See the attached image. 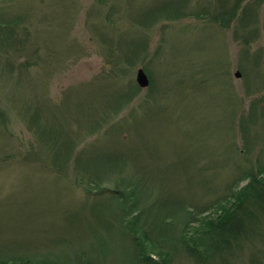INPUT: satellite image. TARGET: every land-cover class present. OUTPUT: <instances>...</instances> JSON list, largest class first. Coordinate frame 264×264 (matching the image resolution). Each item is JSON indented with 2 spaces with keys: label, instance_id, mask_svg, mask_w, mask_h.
<instances>
[{
  "label": "rangeland",
  "instance_id": "obj_1",
  "mask_svg": "<svg viewBox=\"0 0 264 264\" xmlns=\"http://www.w3.org/2000/svg\"><path fill=\"white\" fill-rule=\"evenodd\" d=\"M253 177L264 0H0V264H264V202L189 250Z\"/></svg>",
  "mask_w": 264,
  "mask_h": 264
},
{
  "label": "trees",
  "instance_id": "obj_2",
  "mask_svg": "<svg viewBox=\"0 0 264 264\" xmlns=\"http://www.w3.org/2000/svg\"><path fill=\"white\" fill-rule=\"evenodd\" d=\"M131 95L132 94H129L127 98H130ZM259 186L264 188V179L258 180L255 177L250 179L245 196L242 197L235 207L227 212L220 220L212 224L211 228L203 231L202 234L204 235L213 234L208 238L210 244L206 245L202 242L203 236H194L195 242L193 245L189 246V250L193 253L192 256H194L197 261L205 262L213 256H219L225 252L229 253L231 248L234 247V245H237L238 238H242L244 236V231L249 227L247 223L251 224L253 222L252 220H255V215L251 212H243L242 216L236 215L241 211L242 204L245 202H264L263 192L259 190ZM91 190L95 192V189H88V191ZM105 190L112 191L113 193L120 192L118 189L102 188L96 192V195L105 193ZM150 253H152V250ZM150 253H146L142 249H138L136 251V258L143 264H167V261L163 256H158V259H154Z\"/></svg>",
  "mask_w": 264,
  "mask_h": 264
},
{
  "label": "water",
  "instance_id": "obj_3",
  "mask_svg": "<svg viewBox=\"0 0 264 264\" xmlns=\"http://www.w3.org/2000/svg\"><path fill=\"white\" fill-rule=\"evenodd\" d=\"M235 75L237 77H239L240 73L236 72ZM135 80H136L138 86H140V87H146L148 85V77H147L145 71L143 70V68L139 67L137 69Z\"/></svg>",
  "mask_w": 264,
  "mask_h": 264
}]
</instances>
